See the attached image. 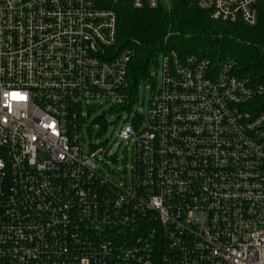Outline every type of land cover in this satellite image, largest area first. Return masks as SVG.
I'll list each match as a JSON object with an SVG mask.
<instances>
[{
    "label": "built area",
    "instance_id": "built-area-1",
    "mask_svg": "<svg viewBox=\"0 0 264 264\" xmlns=\"http://www.w3.org/2000/svg\"><path fill=\"white\" fill-rule=\"evenodd\" d=\"M191 1L258 21V0ZM132 54L98 0H0V264H264V83L230 58L160 55L147 114L119 132L132 164L117 182L104 148L85 151L84 109L128 103Z\"/></svg>",
    "mask_w": 264,
    "mask_h": 264
},
{
    "label": "trees",
    "instance_id": "trees-1",
    "mask_svg": "<svg viewBox=\"0 0 264 264\" xmlns=\"http://www.w3.org/2000/svg\"><path fill=\"white\" fill-rule=\"evenodd\" d=\"M159 0L157 8H134L128 0H98L117 13V48L131 49L125 94L129 107L140 82L150 80L151 68L159 66L160 55L175 51L180 56L208 58L220 66L228 58L235 72L264 83V0H258L254 26L241 21L214 20L210 12L191 0ZM264 104V95L260 97Z\"/></svg>",
    "mask_w": 264,
    "mask_h": 264
},
{
    "label": "rangeland",
    "instance_id": "rangeland-1",
    "mask_svg": "<svg viewBox=\"0 0 264 264\" xmlns=\"http://www.w3.org/2000/svg\"><path fill=\"white\" fill-rule=\"evenodd\" d=\"M151 76L152 79L140 82L129 107L128 103L120 105L110 99H95L89 102L90 109H84L90 124L83 132L85 151L96 146L104 148L105 151L95 157V162L100 171L113 176L117 182L129 181L132 164L131 144L121 139L119 132L125 122H132V113L138 112L142 117L147 114L152 92L162 84L160 66L152 65Z\"/></svg>",
    "mask_w": 264,
    "mask_h": 264
}]
</instances>
